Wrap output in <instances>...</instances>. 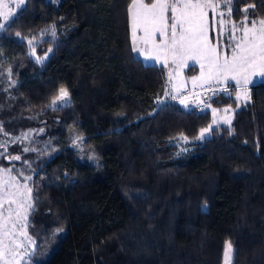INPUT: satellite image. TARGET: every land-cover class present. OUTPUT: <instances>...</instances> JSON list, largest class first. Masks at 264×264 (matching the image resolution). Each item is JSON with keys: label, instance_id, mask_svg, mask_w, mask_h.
Masks as SVG:
<instances>
[{"label": "trees", "instance_id": "16d2710c", "mask_svg": "<svg viewBox=\"0 0 264 264\" xmlns=\"http://www.w3.org/2000/svg\"><path fill=\"white\" fill-rule=\"evenodd\" d=\"M130 4L25 0L0 30V139L33 131L0 165L30 162L28 232L53 247L36 264H222L227 242L232 264H264V80L238 106L207 97L235 108L231 125L196 139L211 111L157 104L166 67L133 53ZM227 5L238 25L264 18V0ZM60 88L68 106L48 107Z\"/></svg>", "mask_w": 264, "mask_h": 264}, {"label": "snow or ice", "instance_id": "6c2138e0", "mask_svg": "<svg viewBox=\"0 0 264 264\" xmlns=\"http://www.w3.org/2000/svg\"><path fill=\"white\" fill-rule=\"evenodd\" d=\"M231 4V0H226ZM16 8L25 3V0H13ZM0 17L5 23H0V30L5 29L9 17H13V9L7 3L0 4ZM221 5L217 0H131L128 7L132 29L133 51L145 56L146 59L162 60L167 67L169 60L177 68L186 65L188 60H195L200 63L201 75L192 79L193 87L205 84L210 85L213 81L217 84L227 85V81L233 80L240 87L236 99H250L247 85L251 77L257 74L264 76V18L249 21L247 15L240 21L239 26L235 21L226 20L224 11L220 10ZM219 10V11H218ZM209 11L213 14V21L224 30L227 23H231L228 43L224 45L223 54L220 51V42L214 44L209 35ZM229 16L231 7L227 8ZM247 13L248 9L243 10ZM169 13L171 15L169 16ZM52 34L55 36V25L52 26ZM239 33V35H237ZM20 33H17L19 36ZM159 36V42H157ZM28 43L32 46V40ZM230 49V55L228 54ZM51 51V49H49ZM33 55L35 49L33 48ZM39 59V57H38ZM207 68V71L203 69ZM11 75V70H9ZM177 77L179 72L176 73ZM171 73L169 81L172 80ZM183 82L178 87L174 86L175 95L171 99H179L181 104L187 106L188 96H180ZM228 92V87L220 89ZM208 91L215 92V88L209 87ZM168 93H166L167 95ZM198 96V94H196ZM69 93L66 89L60 88L59 94L51 101L57 107L68 106ZM64 102L58 105L57 102ZM204 102V101H201ZM162 104L163 101H158ZM206 107H211L205 102ZM215 117L217 110L212 109ZM225 113L229 109H224ZM224 123L231 125V117L225 116ZM217 121L214 119L213 124ZM213 125L200 130L196 139H204ZM0 131L3 126L0 125ZM41 132L43 129L40 130ZM28 134H22L23 139ZM77 139H80L79 137ZM185 142L188 138L181 136ZM7 143H0V147L7 152ZM74 147H79L76 140L72 141ZM35 151L25 147L23 151ZM7 159L20 160L19 155H8ZM30 166V165H29ZM31 179V177H25ZM32 188L26 183L17 182L12 176L11 169L0 168V264H28L24 257L30 254L25 250V242L34 245L35 241L28 235L27 225L29 211L33 208ZM57 231H63L58 229ZM232 245L226 243L225 264H230Z\"/></svg>", "mask_w": 264, "mask_h": 264}, {"label": "rangeland", "instance_id": "374dc122", "mask_svg": "<svg viewBox=\"0 0 264 264\" xmlns=\"http://www.w3.org/2000/svg\"><path fill=\"white\" fill-rule=\"evenodd\" d=\"M49 1H51L53 3H58L59 0H49ZM145 2H148V0H145ZM153 2H154V0H153ZM3 3L9 4V6L13 9V13H15L17 11V9H18V8L15 7V4L13 3V0H0V4H3ZM218 3H220V5H221V9L220 10L224 11L225 19L226 20H230V18H227V15H226L228 13V11H226V8H228V5L224 4V1H221V2L218 1ZM2 10L3 9L0 8V11H2ZM170 15H171V13H169V16ZM129 19H130V14H129ZM231 21H233V20L231 19ZM0 23H5V21L3 20L2 17H0ZM236 23L238 25L239 22H236ZM230 29H231V23H227L225 25L224 30L221 31L220 28L218 27V25H216V22L213 21L212 12L209 11V35L212 38V41H213L214 44L216 43V41L220 42V51H221L222 54L224 52V45L228 43V42H226V38H227V40L229 39ZM49 35H50V32L48 33L46 31H44L42 33H38L35 36L28 37L27 38V42H28L29 39L32 40V46L29 45L30 52L33 53V48L36 49V47L39 44V42L42 39H44L45 37H48ZM237 35H239V33H237ZM130 39H131V45H132V51H133L131 20H130ZM159 39H160L159 36H157V42H159ZM133 53L135 55L139 56L142 59V61L144 63H146V64H164L162 60L146 59L145 56L142 55V54H139V53L134 52V51H133ZM228 54L230 55V49H228ZM201 71H202V69H201L200 63L196 62L195 60H188L186 65L181 67V68H179V69H177L171 63V60H169V64L166 67L167 78H166V91H165V92H168V94L165 95V93H164V95L162 97H160L158 101H163V102L172 101V102H174V103H176V104H178V105H180V106H182L184 108H189L192 104H197L198 108H201V109L205 108V109H209L211 111V122H210L209 125L216 126V125H219V124H223L224 123L223 120H224L226 115L231 117V119H232L233 111L235 109L233 106L226 105V106L217 107V106H212L211 105V107H206L205 106V102L207 104H209V103L206 101V98L205 97L202 98L203 96L201 94H199V93H198V96L196 95V93L194 95H187L188 96L187 106H185L184 104H181L179 99H175V100L171 99V96L176 94L174 86L178 87L181 82H183V88H182V90L179 93L180 96H184L187 93H194L195 91L202 90L206 86H210L212 84H217V83H215L213 81L210 85L205 84L203 87H201L200 86V81H197V86L194 88L193 84H192V79L194 77H200ZM203 71L206 72L207 68L203 69ZM177 72H179V76L178 77L176 75ZM170 73H171V75L173 77L171 81H169V74ZM262 80H264V76H261L259 74L255 75V76H252L249 84L247 85L248 93H249V90H250V86L252 84L257 83V82L262 81ZM7 81L10 82V78L9 77L7 78ZM223 85H225V84H223ZM227 86L229 87V89H228L229 91L228 92L231 93V97L236 101L237 106L245 102L244 99H241L239 101L236 99V95H237V92L240 91V87L236 84L235 81H233V80L227 81ZM58 94H59V91L52 98V100ZM224 94L229 95L228 93H224ZM213 96H216V94L213 95ZM51 101L48 104V107H57L55 105H52ZM69 101H70V95L68 96V102L67 103H69ZM158 101H157V104L160 105V103H158ZM201 101H204V102H201ZM63 103L64 102H61V101L57 102L58 105H61ZM226 108L229 109L228 113L224 112V109H226ZM212 109H216L217 110L215 117L213 116ZM214 119L217 121L216 124H213V120ZM32 132H33L32 130H29V131H25L24 133H22V134H25V133L28 134L23 139H20L22 137V134L20 136H16V137H8V138H4L3 137V138L0 139V143H2L4 141H8V143H7V152H8V147L11 146L12 144H15L17 142V140H21L25 144H28L29 141H30V137L32 135ZM77 138L78 137L74 136L72 141L76 140V143L78 144L79 139H77ZM179 143H181V141ZM25 147L29 148L28 146H25ZM180 148H181V145H180ZM29 149H32V148H29ZM4 152H5V149L3 147H0V153H4ZM6 153L3 156H6L7 155ZM1 157L2 156H0V158ZM29 164H30L29 160H25L23 166L22 165L19 166L18 164H11V165H9L7 167L0 165V168L11 169L12 176L16 178L17 182H19L21 184L26 183L29 187H31L30 179H27V180L25 179V177H31V175L27 173V168H28ZM30 211H29V214H30ZM28 218H29V216H28ZM27 232H28V225H27ZM28 235L31 236L29 234V232H28ZM31 238H32L33 241H35V239L32 236H31ZM225 248H226V245H225ZM25 250H26L27 253L30 254V258L28 256H25L24 259L28 260V264H36L37 262H41L44 258H46L47 255L53 250V247L48 246V247L42 248L41 250L36 252V242H35L34 245H29V244H27V242H25ZM232 258H233V249H232V252H231L230 264H232ZM222 264H225V255L223 257V263Z\"/></svg>", "mask_w": 264, "mask_h": 264}, {"label": "built area", "instance_id": "2783aa9c", "mask_svg": "<svg viewBox=\"0 0 264 264\" xmlns=\"http://www.w3.org/2000/svg\"><path fill=\"white\" fill-rule=\"evenodd\" d=\"M226 85H221V84H212V85H210V86H206L204 89H202V90H199V91H195L194 93H187L186 95H194L195 93L196 94H201L203 97L202 98H207V97H210V96H213V95H215V94H217V93H219V92H224V91H222V90H220V89H222V88H224ZM209 87H212V88H215L217 91L215 92V94H213V92H211V91H208V88ZM166 93H168V92H165V95H166ZM185 93V92H184Z\"/></svg>", "mask_w": 264, "mask_h": 264}]
</instances>
